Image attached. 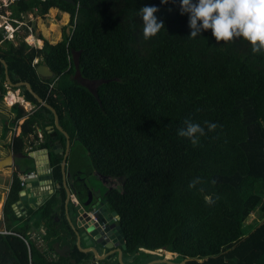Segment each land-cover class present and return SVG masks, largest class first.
<instances>
[{"label": "trees", "instance_id": "trees-1", "mask_svg": "<svg viewBox=\"0 0 264 264\" xmlns=\"http://www.w3.org/2000/svg\"><path fill=\"white\" fill-rule=\"evenodd\" d=\"M74 1L10 5L12 20L19 21L33 10L44 16L60 8L70 13L71 32L65 29L57 44L39 35L44 44L35 48L21 39L8 41L1 31L0 102L7 93L3 60L10 81L29 83L57 110L61 127L94 169L120 183L107 192L103 205L119 221L125 264H146L140 253L156 259L160 250L177 256V263L264 264V52L253 53L243 39L218 44L211 30L190 38L189 14H181L180 0ZM144 6L158 7L165 25L148 40L139 16ZM39 65L49 67L53 77H40ZM77 69L85 80L102 82L95 93L74 79ZM19 89L34 107L26 113L19 103L13 105L15 122L27 118L12 149L21 153L25 138L38 139L40 128L45 142L34 150L48 151L57 192L40 210L20 217L13 209L20 199L19 175L33 170L13 173L0 264H89L94 254L79 250L65 215L64 155L55 154L53 137L63 147L67 139L58 129L48 132L55 123L52 111L25 86ZM185 120L218 127L212 132L205 127L207 135L193 146L177 134ZM193 181L198 182L190 187ZM81 185L74 184L80 196L86 192ZM42 227L45 248L31 238ZM61 243L71 246L70 256L57 252ZM100 264L120 263L115 254Z\"/></svg>", "mask_w": 264, "mask_h": 264}, {"label": "water", "instance_id": "water-1", "mask_svg": "<svg viewBox=\"0 0 264 264\" xmlns=\"http://www.w3.org/2000/svg\"><path fill=\"white\" fill-rule=\"evenodd\" d=\"M69 1L71 3H75L74 0H65ZM6 68V79L9 83V85H12L14 87H22L25 86L27 90L35 97L37 100L47 108H49L52 113L54 114L55 118V125L54 127H48L51 131L54 130V128L58 129L60 132L64 134V136L67 138V146L65 149L62 148V144L57 142L56 143V149L55 154H61L65 155L64 162L62 164L63 172H64V186L67 190L68 198H67V213H69L68 209L70 207V203L74 199L73 191L74 187L71 185V174L68 171V160L69 155L71 152V143H70V137L68 133L63 130V128L60 125L59 116L57 114V110L49 103H47L41 96L35 94L30 87V84L27 82H20L17 84H13L10 81L8 71H7V64L5 61H2ZM76 66L78 67V59L76 58ZM35 72L42 77V78H52L53 72L47 67L46 65H39L37 68H35ZM74 79L81 84L82 86L86 87L88 90H90L92 93H95L94 88L97 87L102 82H90L88 80H85L82 78L79 69H77L76 74L74 76ZM33 157V155L24 156L22 154L14 155L11 151L9 152V156L7 158L0 161V166H4L3 168L14 166L16 163V160L18 159H24ZM35 161L38 162V158H34ZM46 164L49 162H45ZM37 170H40L39 166ZM43 174V172H41ZM49 180H39L37 183H33L34 180H30L27 182V187L25 191L19 194L20 201L16 203L13 207L14 211L17 209L20 213H23L22 205L21 203H29V201L37 202V198L47 196V184L48 181L53 184L52 177L47 176ZM38 180V179H37ZM55 187V186H54ZM86 193L81 197L80 203L76 207V212L78 215V224L75 227L73 222L71 221V224L73 226L74 232L77 235L78 239V246L80 250L86 254L93 253L96 255V257L100 260H105L107 256H100L99 255V247L106 249V250H113V248H116L114 251L110 252V254L117 253L118 254V261L120 264H125L123 261V251L126 249V246L124 244L123 237L121 235L120 231V225L119 221L114 222V217L116 215L114 213H109L108 208H105L104 205H100V202H96V195L93 193V189L86 188ZM28 191V193H27ZM33 195V196H32ZM89 197V201L85 203L83 201V198ZM28 208V207H27ZM19 213V214H20ZM70 218V215H68ZM85 241L87 249L81 248V243ZM57 252H59L63 256H70V247H60V244L56 245ZM98 247V248H96ZM148 264H186V261H183L181 263H173L172 261L167 260H157L152 261Z\"/></svg>", "mask_w": 264, "mask_h": 264}, {"label": "clouds", "instance_id": "clouds-1", "mask_svg": "<svg viewBox=\"0 0 264 264\" xmlns=\"http://www.w3.org/2000/svg\"><path fill=\"white\" fill-rule=\"evenodd\" d=\"M167 4L169 0H161ZM181 14H189L190 38L200 36L203 31L211 30L219 44L232 43L243 39L250 43L253 53L264 52V0H180ZM156 6H144L139 10L142 18V31L145 40L155 37L163 28ZM185 127L177 134L188 138L193 146L200 145V138L215 131L217 124L209 121L204 126L191 120H185ZM198 181L189 186L194 187Z\"/></svg>", "mask_w": 264, "mask_h": 264}, {"label": "crops", "instance_id": "crops-1", "mask_svg": "<svg viewBox=\"0 0 264 264\" xmlns=\"http://www.w3.org/2000/svg\"><path fill=\"white\" fill-rule=\"evenodd\" d=\"M13 4V3H12ZM12 4H10V5H12ZM10 5L8 6V8L10 7ZM35 11H38V10H33V11H31L30 13H28V14H25V15H23L21 18H20V20L22 21L21 23L24 25L23 27H22V29H23V38L21 37V38H17V40L18 39H21V40H23V41H25V39H26V37L27 38H29V37H33L34 38V40L35 41H39V38H35V36H34V34H33V31H32V26H33V24H32V21H31V18H33V14H34V12ZM9 13H11V11H10V9H9V12H6V14L7 15H9ZM11 15H12V13L10 14V21H11V23L15 26V24H17V26H18V23H17V21L18 22H20L19 20H12V18H11ZM2 16V15H1ZM3 17V16H2ZM26 17L28 18L29 17V20L28 21H26ZM31 22V23H30ZM31 24V25H30ZM1 27V26H0ZM16 27V26H15ZM24 27H28V33L26 34V31H25V29H24ZM5 34V31H3V35ZM4 38V37H3ZM6 40H8V41H13L12 39H6ZM14 42V41H13ZM26 42H28V40H26ZM15 43V42H14ZM18 43V42H17ZM16 43V44H17ZM1 44H2V42H1ZM33 45V44H32ZM30 46V45H29ZM32 47V46H31ZM3 61V60H2ZM34 61H37V63H35V64H38V59H35ZM3 63V62H2ZM4 64V63H3ZM35 64H33V65H35ZM5 66V65H4ZM6 69V68H5ZM7 71H8V68H7ZM5 74H6V70H5ZM9 75V74H8ZM7 80V79H6ZM6 85V87H7V92L8 93H10L11 91L9 90V88H8V85H9V83H8V81H7V84H5ZM10 86H12V85H10ZM12 87H14V86H12ZM18 88V87H17ZM20 88V87H19ZM18 88V90L17 91H19L20 89ZM16 91V90H15ZM13 93H16V92H14L13 91ZM8 95L9 94H7L6 93V95L4 96V97H6V99H7V97H8ZM16 95H17V100L14 102V103H9L8 101H6L7 103H6V105H4V106H2V104L4 103V100L2 101V102H0V115H4L5 117H4V119H6V121L4 122V127H3V129L0 131V134H1V132L3 131L4 132V134L5 135H7V134H9V137H8V139H6V137L5 136H1L0 135V149H2V147L3 146H6L5 148H6V150L4 151L5 152V154H6V156L5 157H2V156H0V161H2L3 159H5V158H7V156H9V152L11 151L14 155H19V154H22V155H24V156H28V155H33V157L35 158V157H37L38 158V162L37 161H35L34 160V158H32V157H29V158H24L25 160H28V164H30V165H33V167L35 168L33 171H29V172H35V173H37V177H35L33 180H34V182H32V184L33 183H37L40 179L41 180H49L48 178H46L47 176H49V177H52V174H51V172H52V169H51V167H50V159H49V154H48V151L47 150H34L35 148H37V147H39L42 143H44L45 142V140H44V142H42V140H43V138H45L44 137V134H43V131L40 129V128H37V132H35V133H37V136H38V139L37 138H35L34 137V135H28L26 138H25V142H24V149H23V151L21 152V153H15L14 151H13V149H12V144H13V140H14V138H18L20 135H21V133H22V125H23V123H24V120L27 118V116H25V117H23V118H21V119H19L17 122H15V111H14V109H12V107H13V105L15 104V103H19L20 104V106L22 107V108H24L25 110H26V106H30V102H28L25 98H24V96L21 94V90L18 92V93H16ZM28 102V103H27ZM9 103V104H8ZM26 104H28V105H26ZM2 106V107H1ZM13 110V111H12ZM26 113H30V111H26ZM2 117L0 116V122L2 123ZM54 125H55V123H54ZM7 127V129H8V132L6 133L5 132V128ZM50 127H54V126H50ZM47 130H48V132L49 133H52L56 128H54V130L53 131H51L50 129H48V127L46 128ZM64 130V129H63ZM2 132V133H3ZM62 133V132H61ZM67 139V138H66ZM57 142H59V143H61L62 144V148L63 149H65L66 148V146H67V140H66V145L63 147V143L61 142V140H59L57 137H53V145H54V148L56 149V143ZM75 142V140H70V143H71V145H72V147H71V152H70V155H69V159L71 158V154H72V152L73 151H78L79 150V146H78V144H75L74 143ZM77 147H79V148H77ZM0 152H2V151H0ZM3 153V152H2ZM64 157H65V155H64ZM24 159H18L19 161H21V162H25V160ZM82 160V159H81ZM69 161V160H68ZM45 162H49V163H45ZM64 162V161H63ZM63 164V163H62ZM22 166H24V164L22 163V164H19V163H17V160H16V163H15V165L14 166H11V167H7V168H3L2 167V170H4V171H2V173L0 174V190H1V192H0V196L3 194V203L1 204V202H0V223L1 224H3L2 225V228H4L3 229V231L2 232H5V224L3 223V211H4V207H5V202H6V200H7V198H8V195H9V193H10V189H11V186H12V178H13V173L15 172V171H21V170H26V169H24V168H21ZM38 166H39V168H40V170H37V168H38ZM1 167V166H0ZM68 168V167H67ZM80 169V168H79ZM80 170H82V168L80 169ZM41 172H43V174H41ZM26 173H28V172H26ZM23 174H25V173H22V174H20L19 175V182H20V178L22 177V175ZM8 178H10L11 179V182H10V184L9 185H7L8 183L6 182L7 181V179ZM38 179V180H37ZM53 179V178H52ZM30 181V180H29ZM70 182L72 183L71 185H73V187H74V180L72 179V177H71V180H70ZM47 186V189L48 188H50V186H53V188H54V192L56 193L57 192V189H56V183L54 182V180H53V184H51L49 181H48V184L46 185ZM49 186V187H48ZM55 186V187H54ZM57 186H58V184H57ZM21 187V186H20ZM26 187H27V184H26V186H24V187H21V191L19 192V194L20 193H22L23 191H25V189H26ZM74 190H75V187H74ZM47 192H48V190H47ZM27 193H28V191H27ZM53 193V192H52ZM86 193V192H85ZM73 194H74V199H75V202H76V204L78 205L81 201H80V195L78 194V193H76V191H73ZM84 194V193H83ZM33 196V195H32ZM1 198V197H0ZM20 198V197H19ZM48 198H50L49 197V194L47 193V196H43V197H38L37 198V202H34V201H29V203H27V204H25V203H21V204H23L22 205V210H23V213H20L19 212V210H15L14 212H15V214L16 215H18V216H20V217H25V218H27V214L26 213H28L30 210H33V211H38V210H40L41 209V207H42V205L47 201V199ZM21 199H19L18 200V202L20 201ZM86 201V200H85ZM17 202V203H18ZM71 204V203H70ZM77 205H76V207H77ZM2 207V208H1ZM28 207V208H27ZM66 207H67V202H66ZM20 213V214H19ZM68 213H67V208H66V218H67V220H68V215H67ZM72 222H73V224L75 225V227H76V223H78V215L76 216V222H75V220H71ZM68 222L70 223V226L72 227V229H73V226H72V224H71V222L68 220ZM46 233V228L45 227H42L41 229H40V231H37V232H33L32 233V236H31V238L33 239V240H35V241H37V239H35V235H39L40 233ZM76 235V234H75ZM76 238H77V235H76ZM77 241H76V245H77V247L79 248V246H78V239H76ZM41 244H46L45 243V239H43L42 241H39L38 240V246L39 245H41ZM46 246V245H45ZM60 247L61 248H63V247H70L71 248V246H69V245H67V244H63V243H61L60 244ZM45 248V247H44ZM57 248V247H56ZM81 248H83V249H87V246L86 245H83V242L81 243ZM79 250H80V248H79ZM81 251V250H80ZM71 252V251H70ZM82 252V251H81ZM84 253V252H83ZM109 254V250H106V249H103V248H101V247H99V255L100 256H107ZM109 256V255H108ZM94 257H95V259H97V260H99L97 257H96V255H94ZM106 260V259H105ZM157 260H159V258H156V259H149V258H147V263L146 264H148V263H150V262H152V261H157ZM93 260H90V261H88L89 263L90 262H92ZM100 261H104V260H101L100 259Z\"/></svg>", "mask_w": 264, "mask_h": 264}, {"label": "rangeland", "instance_id": "rangeland-1", "mask_svg": "<svg viewBox=\"0 0 264 264\" xmlns=\"http://www.w3.org/2000/svg\"><path fill=\"white\" fill-rule=\"evenodd\" d=\"M4 4L2 3V0H0V32L3 31L6 27L8 28L6 31V35L8 36V38H12V40L17 43L18 40L17 38H23V29L22 27H15L11 21H10V14L7 15L6 12H9V8L8 7H4ZM3 17H2V16ZM70 13L62 11L60 8L57 7H53L49 10V12L46 15H41L40 11H35L33 14V18H31L32 21V31L33 34L35 36V38H39V35H42L46 40H48L51 44H57L58 42H60L63 38V34L64 31L66 29V33H70L71 32V26L69 25L70 23ZM29 20V17H26V21ZM8 25V26H7ZM5 26V28H4ZM21 26V25H20ZM3 27V28H2ZM56 28V30H55ZM14 31V32H12ZM13 34V35H12ZM13 36V37H12ZM26 39H28L26 37ZM25 39V42H26ZM39 41H41V43H39ZM39 41H35L34 40V45H30L31 43L26 42L28 45L35 47V48H42L44 41L40 40ZM0 46H3V44H1L0 42ZM8 88L10 91H14L16 93H18L19 91H17L18 89H15L14 87L8 85ZM16 90V91H15ZM7 94H9L7 92ZM6 97H4V103L2 104V106L6 105ZM9 104V103H8ZM28 105V104H26ZM1 106V107H2ZM34 106L30 103V106H26V111H31V109ZM13 111V110H12ZM15 111V110H14ZM2 117V123L0 122V131L3 129L4 127V122L6 121V119H4V115H0ZM3 132V131H2ZM1 132V136H5L6 139H8L9 134L5 135L4 132ZM44 134V133H43ZM75 144H77V141L75 140L74 142ZM6 146H3L2 149H0V156L5 157V148ZM82 159V160H81ZM84 159V160H83ZM17 163L22 164L23 162L17 160ZM83 164H85L83 166ZM4 167V166H2ZM2 167H0V174L2 173ZM21 168L24 169H29L31 168L32 170H34L35 168L33 167V165L30 164H26L24 166H22ZM79 168H82V171H80ZM68 171L71 174L72 179H74V184L75 187L77 188V186H79V183H82V185L79 187V189L81 190V188L83 187L84 183H85V187L88 189H93L94 191H96L99 195H103V197L107 194V192L110 189H114V188H119L120 183L117 180H111V179H106L103 176H101L92 166L90 160L87 157V154L85 152L84 149L82 150H76L73 151L71 154V158L68 161ZM1 179V178H0ZM1 182V181H0ZM9 185L11 182V179L8 178L6 181ZM1 192V190H0ZM78 193V192H76ZM0 202L1 204L3 203V194L0 196ZM76 202L75 199L72 200L70 207L68 209L69 213L67 215H70V218L68 217V220L71 222V220H75L76 222V216H77V212H76ZM2 208V207H1ZM260 217V215H251L248 220H247V225L250 224L253 220L258 219ZM78 223H76L77 226ZM2 225L0 223V232L3 231L4 228H2ZM20 226H23V224L19 223ZM4 226V225H3ZM83 245H86L85 241H83ZM41 247H45L44 244L39 245ZM167 251H162L160 250L159 252L156 253L155 256H157V258L163 259V260H167V261H172L173 263H177L179 261V258L177 256H175L174 254L172 255V257H168L167 256ZM172 254V253H170ZM113 255V254H111ZM109 255V256H111ZM140 260H145L148 258V255L144 252L140 253ZM118 259V256H117ZM97 260V259H95ZM125 260L127 262L129 261H133L134 263H136V261L132 258L126 257ZM154 260V259H153ZM100 261V260H99Z\"/></svg>", "mask_w": 264, "mask_h": 264}, {"label": "built area", "instance_id": "built-area-1", "mask_svg": "<svg viewBox=\"0 0 264 264\" xmlns=\"http://www.w3.org/2000/svg\"><path fill=\"white\" fill-rule=\"evenodd\" d=\"M17 1H20V0H2V3L4 4L3 6L4 7H8L10 4H12V3H15V2H17ZM22 21H20V22H18L17 21V23H18V26H16V27H23L24 25L21 23ZM21 25V26H20ZM5 28V27H4ZM6 30L8 29L7 27L5 28ZM5 29H4V31H5ZM10 29V28H9ZM13 35V34H12ZM3 37H4V39H12V38H8V36L6 35V31H5V34L3 35ZM13 37V36H12ZM26 40H28V39H26ZM1 42V41H0ZM30 45H32V44H30ZM34 45V44H33ZM35 63H37V61H34V64ZM35 177H37V173H35V172H28V173H25V174H23L22 175V177L20 178V186L21 187H24V186H26V184H27V182L29 181V180H33ZM118 221V219H117V217H114V222H117ZM0 233H2V232H0ZM46 235V233H40L39 235H35V239H37V241L39 240V241H42L44 238V236ZM89 264H100V261L99 260H93L92 262H90Z\"/></svg>", "mask_w": 264, "mask_h": 264}, {"label": "flooded vegetation", "instance_id": "flooded-vegetation-1", "mask_svg": "<svg viewBox=\"0 0 264 264\" xmlns=\"http://www.w3.org/2000/svg\"><path fill=\"white\" fill-rule=\"evenodd\" d=\"M44 140H45V138H43L42 142H44ZM24 160H25V159H24ZM23 164H24V165L28 164V160H25V162H23ZM84 165H85V164H83V166H84ZM80 169H81V168H80ZM81 171H82V170H81ZM48 187H49V186H48ZM48 189H49V190H48L47 193L49 194V197H51L53 194H55L53 186H50V188H48ZM85 191H87V190L85 189ZM52 192H53V193H52ZM82 192H83V191H82ZM93 193H94V194L96 195V197H97L96 202L99 201V202H100V205H101V204L103 205V204L105 203V199H104L103 195H99V194H98L96 191H94V190H93ZM84 194H85V193H84ZM84 194H83V195H84ZM83 195H82V196H83ZM82 196H80V199H81ZM85 200H86V201H85ZM83 201H84L85 203H87V202L89 201V197H85V198H83ZM85 243H86V242H85ZM96 248H98V247H96ZM115 249H116V248H113V250H109V253L112 252V251H114ZM115 254H117V253H114L113 255H115ZM110 255H111V254H110ZM111 256H112V255H111ZM117 256H118V254H117ZM108 257H110V256L107 255V258H108ZM107 258H106V259H107Z\"/></svg>", "mask_w": 264, "mask_h": 264}, {"label": "bare ground", "instance_id": "bare-ground-1", "mask_svg": "<svg viewBox=\"0 0 264 264\" xmlns=\"http://www.w3.org/2000/svg\"><path fill=\"white\" fill-rule=\"evenodd\" d=\"M8 26V25H7ZM5 27V26H4ZM3 28V27H2ZM9 28V27H8ZM14 32V31H12ZM33 38V37H32ZM34 39V38H33ZM10 104L14 103L17 100V95L16 93H13L12 91L9 93L7 99H6ZM28 103V102H27Z\"/></svg>", "mask_w": 264, "mask_h": 264}]
</instances>
